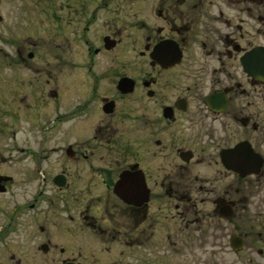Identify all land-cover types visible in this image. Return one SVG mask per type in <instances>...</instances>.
<instances>
[{
    "label": "flooded vegetation",
    "instance_id": "obj_1",
    "mask_svg": "<svg viewBox=\"0 0 264 264\" xmlns=\"http://www.w3.org/2000/svg\"><path fill=\"white\" fill-rule=\"evenodd\" d=\"M45 19V55L61 68L45 58L32 69L34 45L16 37L10 54L0 48L8 66L42 77L25 83L17 68L5 79L0 68V134L18 140L32 106L42 146L61 143L14 146L41 189L12 206L4 229L26 220L43 254L59 248L64 257L43 264H264L233 186L264 171V0H61ZM123 37L138 47L116 70ZM245 141L262 159L258 174L240 176L243 159L224 154ZM54 157L47 176L41 162ZM12 182L0 174V194ZM212 235L221 242L207 247Z\"/></svg>",
    "mask_w": 264,
    "mask_h": 264
},
{
    "label": "rangeland",
    "instance_id": "obj_2",
    "mask_svg": "<svg viewBox=\"0 0 264 264\" xmlns=\"http://www.w3.org/2000/svg\"><path fill=\"white\" fill-rule=\"evenodd\" d=\"M115 3L123 6L121 2L116 1ZM50 5H54L55 7L60 6L61 0H0V48H3L5 53L10 54L12 50L11 45L15 37L18 38L21 44L23 41L32 43L34 46L31 50L34 52V56L30 62L35 63L32 68L34 70L43 69L45 58L50 60L49 66L52 69L61 68L57 59L49 58L45 55V44L49 37L45 14L46 8ZM100 33L101 29L93 28L90 32V37L92 36V39H94ZM122 36H125L124 33ZM123 40L120 47L115 51L114 62L116 70L123 69L124 65L128 64L127 60L132 62V49L138 47L135 44H129L124 37ZM57 42H59V38L54 39V43ZM52 49V51L58 52L55 48ZM9 58L10 56L4 58L0 55V68H2V75L6 77L5 79H10L8 76L12 73L13 69L19 68V78L23 79L25 83L28 82V79H39L42 81L39 73L26 71L21 66H8L6 63L9 62ZM94 59L98 63V67H105L107 64L106 57L98 56ZM34 75L35 77H32ZM66 104H59L60 108L62 109ZM34 109L30 106L28 109H25L24 113L21 112L17 126L18 140L12 141L9 135L3 137L0 134V174L13 178L9 189L4 194H0V230H2V234L0 235V263L2 264L17 260L21 264H43L46 260H61L64 257L59 256V248L49 250V253L46 255L39 248H36V245L40 243L44 236L40 235L37 230H33L26 220L21 221L22 223L17 230L4 229L7 222L5 219L10 214L12 206H19L29 202L30 195L34 192V184L36 192L41 189L39 180L31 178L30 169L32 164L29 161L30 157L26 156V152L22 153L23 155H17L13 151L14 146L17 145L19 148L25 149L27 147L45 149L49 145L61 143L59 138L52 140L49 137L51 135H47L45 141H52L49 144L46 143V146H42L41 139H39L40 136L36 133L35 126L31 122ZM4 120L5 118L0 115V125L5 122ZM1 131L0 126V133ZM260 137L262 138V136ZM263 148L264 143L261 144V149ZM55 158L50 161L41 162V169L47 176L53 174L57 169L53 162ZM201 173L203 177L209 174L213 175L207 168H201ZM232 181V175H228L227 182L229 186L232 184ZM233 186L240 188V192L237 195V214H241L239 221L242 223L240 225L248 226L249 228V225L253 223L254 234L260 233L259 241L255 242V245L259 248H264V171L260 177H249L239 184H233ZM51 193H53L51 188L46 187L42 196L45 194L50 195ZM219 239L220 237L213 235L208 237L206 246L219 244L221 242ZM194 244L199 245L197 242ZM197 253H199L198 249H196L195 254L200 255V253Z\"/></svg>",
    "mask_w": 264,
    "mask_h": 264
},
{
    "label": "water",
    "instance_id": "obj_3",
    "mask_svg": "<svg viewBox=\"0 0 264 264\" xmlns=\"http://www.w3.org/2000/svg\"><path fill=\"white\" fill-rule=\"evenodd\" d=\"M224 154L228 158L243 159L242 169L238 171L240 176L259 173V169L262 164V159L251 150V147L248 142L245 141L243 143H240L237 146H235L233 149L224 151ZM233 165H228V166L232 167ZM232 168L236 169V166H233ZM124 180H125L124 175H122L120 181L117 183L118 188H120L121 190L124 189L123 188ZM4 190L5 188L1 186L0 191L2 192ZM40 250L42 252H46V248H40Z\"/></svg>",
    "mask_w": 264,
    "mask_h": 264
}]
</instances>
